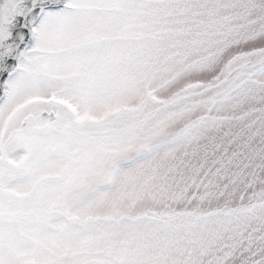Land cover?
<instances>
[{
  "label": "snow or ice",
  "instance_id": "6c2138e0",
  "mask_svg": "<svg viewBox=\"0 0 264 264\" xmlns=\"http://www.w3.org/2000/svg\"><path fill=\"white\" fill-rule=\"evenodd\" d=\"M0 264H264V0H0Z\"/></svg>",
  "mask_w": 264,
  "mask_h": 264
}]
</instances>
